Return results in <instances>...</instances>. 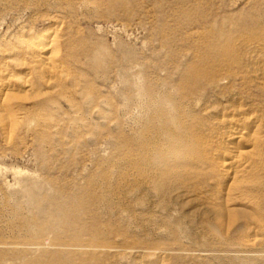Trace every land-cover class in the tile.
Here are the masks:
<instances>
[{
  "label": "rangeland",
  "instance_id": "obj_1",
  "mask_svg": "<svg viewBox=\"0 0 264 264\" xmlns=\"http://www.w3.org/2000/svg\"><path fill=\"white\" fill-rule=\"evenodd\" d=\"M3 65L0 264H264V0H0ZM231 115L263 142L236 180L195 152Z\"/></svg>",
  "mask_w": 264,
  "mask_h": 264
},
{
  "label": "bare ground",
  "instance_id": "obj_2",
  "mask_svg": "<svg viewBox=\"0 0 264 264\" xmlns=\"http://www.w3.org/2000/svg\"><path fill=\"white\" fill-rule=\"evenodd\" d=\"M49 27L41 33L27 35L22 33L18 35L15 39V49L13 54L25 59L28 64L30 75H45V76H56L59 75L61 70V65L55 63V40L52 38L54 29ZM52 30V31H50ZM7 74L6 67L0 66V97L7 96L8 93V82L4 81V77ZM31 82L25 81L22 83V88L26 90L31 89ZM148 94V93H147ZM147 108L144 112L150 110L151 107H157L156 100L154 97H146ZM165 116L159 119L160 124H172L176 122V115H169L164 113ZM223 124V130L226 136V142H221L220 140H210L207 145H203L196 149L198 156H202L205 165L215 164L217 168L221 170L222 175L220 179H233L236 180L240 178L243 174L248 171H252L254 165L259 160V155L255 148H250L258 144V147L262 146V139L256 136V132L259 129V121H242L238 120L237 115H231L226 118V120H221ZM248 123L249 127H246ZM219 124V125H221ZM221 126V127H222ZM231 126V127H230ZM255 133V134H254ZM177 137L182 138L177 135ZM179 138V139H180ZM230 141H236L235 143ZM174 145V144H173ZM180 144L176 143L175 146L179 147ZM208 147V148H207ZM207 148V149H206ZM210 148V149H209ZM206 149V150H205ZM216 152L214 154L213 152ZM166 181V179L164 180ZM187 182V180H186ZM162 185V184H161ZM171 187V186H170ZM165 195L171 193L168 191L170 188H162ZM237 189V188H236ZM234 189V190H236ZM171 190V189H170ZM157 191V190H156ZM159 193V194H162ZM164 197V196H163ZM71 202V203H70ZM70 206L64 209V215L62 216L63 224H70V215L72 212L81 213L83 208L81 207L80 201L77 199L71 201ZM97 234V233H96ZM99 234V233H98ZM95 241V240H94ZM119 252V251H115ZM164 253L159 255V258H164Z\"/></svg>",
  "mask_w": 264,
  "mask_h": 264
}]
</instances>
